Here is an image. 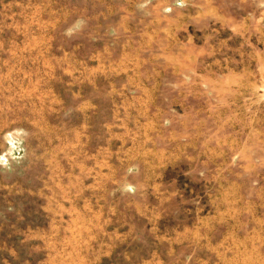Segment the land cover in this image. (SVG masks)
<instances>
[{
  "label": "crops",
  "instance_id": "crops-1",
  "mask_svg": "<svg viewBox=\"0 0 264 264\" xmlns=\"http://www.w3.org/2000/svg\"><path fill=\"white\" fill-rule=\"evenodd\" d=\"M260 14L251 11L237 24L221 25L217 35L213 18L209 27L190 18L166 44L172 51L165 47L144 58L114 53L110 45L111 53H100L94 64L79 58L73 69L68 64L63 70L62 85L72 88L80 118L77 136L85 163L78 164L79 171L99 175L102 196L116 195V204L130 206L126 220L135 218L136 203L157 205L156 213L140 215L159 225L168 217L169 191L179 204L183 175L196 182V208L185 224L169 237L160 225L156 229L163 239L154 245L156 252L167 249L175 263L264 264ZM125 185L133 194L123 191ZM111 187L122 191L113 194ZM154 189L156 198L147 195Z\"/></svg>",
  "mask_w": 264,
  "mask_h": 264
},
{
  "label": "rangeland",
  "instance_id": "rangeland-1",
  "mask_svg": "<svg viewBox=\"0 0 264 264\" xmlns=\"http://www.w3.org/2000/svg\"><path fill=\"white\" fill-rule=\"evenodd\" d=\"M144 2L0 0V155L6 154L0 164V264H184L167 249L156 252L154 245L163 241L156 229L160 225L169 237L185 224L196 208V182L183 175L179 204L169 191L168 217L159 225L140 215L156 213L157 205L135 202V218L126 220L130 206L116 204V195L103 197L99 175L79 171L85 163L80 118L72 88L62 85L63 70L79 58L94 64L100 53H111L110 45L114 53L144 58L165 47L172 51L166 44L180 23L192 18L209 27L213 18L217 35L221 25L237 24L251 11L264 15V0H147L141 10ZM77 19L86 24L69 38L65 31ZM147 195L156 198L157 189ZM180 215L182 221L174 220Z\"/></svg>",
  "mask_w": 264,
  "mask_h": 264
},
{
  "label": "clouds",
  "instance_id": "clouds-1",
  "mask_svg": "<svg viewBox=\"0 0 264 264\" xmlns=\"http://www.w3.org/2000/svg\"><path fill=\"white\" fill-rule=\"evenodd\" d=\"M138 7L143 10L144 8L147 7V0H145L144 3H141L138 5ZM86 24V21L83 19H77L72 26L66 29L65 35L68 36L69 38L74 35L77 31L82 30L84 25ZM6 155V154H5ZM5 155H0V164H3L6 162L5 160ZM131 171V169H130ZM131 186L130 185H125L123 191H130Z\"/></svg>",
  "mask_w": 264,
  "mask_h": 264
}]
</instances>
